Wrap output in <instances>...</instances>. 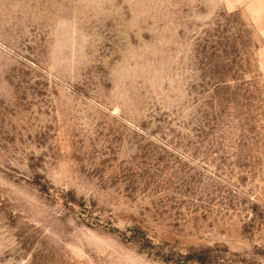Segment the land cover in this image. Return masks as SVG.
<instances>
[{
	"label": "rangeland",
	"instance_id": "1",
	"mask_svg": "<svg viewBox=\"0 0 264 264\" xmlns=\"http://www.w3.org/2000/svg\"><path fill=\"white\" fill-rule=\"evenodd\" d=\"M0 264H264V0H0Z\"/></svg>",
	"mask_w": 264,
	"mask_h": 264
}]
</instances>
